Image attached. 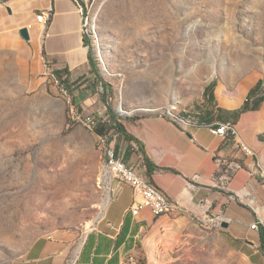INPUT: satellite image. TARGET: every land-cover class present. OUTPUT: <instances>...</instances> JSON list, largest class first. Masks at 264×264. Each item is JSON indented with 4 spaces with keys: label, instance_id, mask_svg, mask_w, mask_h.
I'll return each instance as SVG.
<instances>
[{
    "label": "rangeland",
    "instance_id": "obj_1",
    "mask_svg": "<svg viewBox=\"0 0 264 264\" xmlns=\"http://www.w3.org/2000/svg\"><path fill=\"white\" fill-rule=\"evenodd\" d=\"M80 2L102 77L92 76L73 106L44 77L18 13L0 0V264H19L36 239L51 235L67 239L75 256L114 198L117 180L106 174L86 118L107 120L110 109L125 125L200 111L214 80L224 106L243 101L259 81L264 91V0ZM255 122L241 127L251 148ZM115 144L128 152L124 139ZM254 162L262 181L264 151ZM195 223L183 226L170 264H264L257 233L237 238V222L229 232Z\"/></svg>",
    "mask_w": 264,
    "mask_h": 264
},
{
    "label": "crops",
    "instance_id": "obj_2",
    "mask_svg": "<svg viewBox=\"0 0 264 264\" xmlns=\"http://www.w3.org/2000/svg\"><path fill=\"white\" fill-rule=\"evenodd\" d=\"M9 2L18 13L19 22L29 30L31 40L28 42L39 55L41 64L45 59L56 70H67L70 82L89 76V49L84 44L81 15L72 0ZM50 8L53 10L50 22L47 26H38L36 16ZM262 92L250 100V106L255 98L264 95ZM245 100L246 97L237 105L224 106L218 103L217 96L212 102L206 93L202 95V109L185 110L189 114L187 118L174 120L164 115H146L126 121L127 131L136 140H125L128 152L118 153L129 166L137 168L149 185L173 202L177 210L155 217L149 209H144L133 216V190L116 181L117 194L85 235L75 256L67 239L51 235L36 239L19 264H170L177 257L183 226L188 220L196 222L190 218L192 214L203 216L209 208L211 215L233 220L228 229L222 226L215 229L233 231L231 226L237 222L243 228L235 237L251 233L255 218L233 195L246 191L264 202V179L260 181V175L253 169L254 158L258 160L264 151V142L259 140L264 133V103L258 111L245 113L235 122L231 114L241 108ZM250 117L256 121L251 132L255 148H251L241 134V127ZM228 122L235 126L237 138H222L211 133L210 127ZM204 129L208 137L203 136ZM239 142L247 145L255 156L245 154ZM140 150L158 166L153 173H147ZM237 165L241 168L235 170ZM234 205L243 208L249 219L236 216Z\"/></svg>",
    "mask_w": 264,
    "mask_h": 264
},
{
    "label": "built area",
    "instance_id": "obj_3",
    "mask_svg": "<svg viewBox=\"0 0 264 264\" xmlns=\"http://www.w3.org/2000/svg\"><path fill=\"white\" fill-rule=\"evenodd\" d=\"M76 5L78 12L81 15V31L83 36L86 35L85 32V21H84V5L80 2V0H72ZM53 10L50 8L47 11H43L38 14L35 18L36 24L38 26H47L51 20ZM43 66V75L44 77H49L51 79H55L54 87L57 91L68 92V88L63 83L64 77H60L57 74V70L51 66L45 59L42 61ZM88 119H92L96 121L98 125L99 120L95 117H88ZM210 131L213 135L229 138V137H238V132L235 126L228 122L223 123L218 126L210 127ZM118 136H114L112 142L109 141L108 136H101V150L103 153V160H105V172L110 177L116 179L120 184L128 185L133 190L134 202L131 207V214L133 216H137L144 209H149L151 213L155 217H161L168 215L167 213V204H170L163 199L159 198L158 194H148L144 192V185L150 184L140 173L137 168L133 166H129L125 161L124 157L121 156L116 150V141ZM240 148L245 154L249 156H255V153L245 144L239 142ZM241 166L237 165L235 170L240 169ZM118 190L114 189V196L117 194ZM246 195L247 202H244L242 195ZM234 199H239L251 212L255 221L251 224L250 229L257 233L262 232L264 234V202L259 201L257 198L252 196L249 192H243L241 195L235 194L233 195ZM111 201V200H110ZM176 203V202H175ZM178 204V203H177ZM210 208L205 210L203 216H197L196 214H192L190 216L191 219H205L207 223H216L223 224L227 222L231 224L233 222L232 219L226 218L223 215L213 216L209 213Z\"/></svg>",
    "mask_w": 264,
    "mask_h": 264
},
{
    "label": "trees",
    "instance_id": "obj_4",
    "mask_svg": "<svg viewBox=\"0 0 264 264\" xmlns=\"http://www.w3.org/2000/svg\"><path fill=\"white\" fill-rule=\"evenodd\" d=\"M8 1H12V0H3V2H8ZM91 36H92L91 34L88 35L89 38L84 36V44L89 49V52H88L89 65H90L89 76L84 78L81 81L78 80L76 82H70L67 70H65L64 72L57 70V74L60 77L65 76L63 83L68 88L69 94H70L71 98L73 99V101H71L73 106H75V104H74L75 97L78 95V93H80L84 90L86 85H88L90 83L92 76H95V79H97V81H98V79L100 80L102 77L99 70H98L96 59L94 57L93 48H92V44H91ZM95 79L93 80L94 84L96 81ZM261 86H262V82L259 81L255 86H253L248 91L247 96H246V100H245L244 104L242 105V107L232 112L231 116L235 122H237L240 119L241 115L248 113V112H251V111L255 112V111H258L260 109L261 105L264 103V95L261 97L255 98L252 101V106H250V100L254 96H256L258 93H261L263 91ZM102 87L104 89V94H105L106 86L104 83H102ZM216 88H217V81L214 80L213 82H211V84L209 86H207L205 88L203 95L208 93L210 100L212 102H214L216 99V96H215ZM262 93L264 94V91ZM108 111H109L108 119L104 120V121H99L97 127L92 132L93 135L95 136L96 140L98 139V141H99V138L101 136H108L109 141L112 142L113 137L118 136V138H122L128 142L135 141L136 139L127 131L125 125L123 124L124 120L116 117L110 109H108ZM165 116H167V115H165ZM188 116H189L188 113L181 112L178 116H168V117H171L174 120H179L182 118H187ZM136 117H138V116H136ZM136 117H134L130 120L136 119ZM67 123H68V125L70 123L69 115H68ZM259 140L264 142V133L259 136ZM116 150H117V152L119 151L117 149V146H116ZM140 151L144 155L147 173L148 174L153 173L156 169H158V166H156L150 160V158L146 155V153L144 151H142V150H140ZM259 251L264 257V234L262 232L259 233Z\"/></svg>",
    "mask_w": 264,
    "mask_h": 264
},
{
    "label": "bare ground",
    "instance_id": "obj_5",
    "mask_svg": "<svg viewBox=\"0 0 264 264\" xmlns=\"http://www.w3.org/2000/svg\"><path fill=\"white\" fill-rule=\"evenodd\" d=\"M47 80H50L51 83H52V85L55 86V79H51V78L47 77ZM58 93H59L60 96H62V97H64V98L68 99L69 101L71 100V96H70V94H69L68 92L58 91ZM172 109H174V108H172ZM85 117H86V116H85ZM84 122H85L86 126H87L92 132H93L94 129L97 127V124H96V121H95V120H92V119H88V118H86V119L84 120ZM99 141H100V143H101V137L99 138ZM125 154H126V153H125ZM104 165H105V160H104ZM144 192H145V193H148V194H155V193H157L158 196H159V198L163 199V201H166V202L170 203V204H167V213H168V214H171V213H173V212H175V211L177 210V207L175 206V204H174L173 202L168 201V199L166 198V196H165L161 191H159L158 189L152 187L151 185H149V184H145V185H144ZM242 198H243V200H244L245 202H247V197H246L245 194L242 195ZM192 220H194V219H192ZM195 221H196L197 223H199V224H200L201 226H203V227L212 228V229H213V228H216V227H217V228H220V227L222 226L221 224L207 223L205 219H195ZM229 225H230V224H229ZM88 226H90V225L88 224ZM90 227H91V226H90Z\"/></svg>",
    "mask_w": 264,
    "mask_h": 264
},
{
    "label": "water",
    "instance_id": "obj_6",
    "mask_svg": "<svg viewBox=\"0 0 264 264\" xmlns=\"http://www.w3.org/2000/svg\"><path fill=\"white\" fill-rule=\"evenodd\" d=\"M20 35H21V37L24 39V40H26V41H30L31 40V36H30V32H29V30L27 29V28H22L21 30H20ZM229 223H227V222H224L223 224H222V228H224V229H228L229 228Z\"/></svg>",
    "mask_w": 264,
    "mask_h": 264
}]
</instances>
